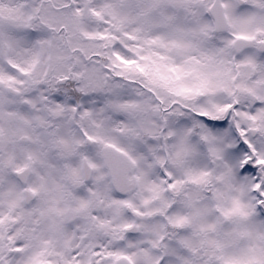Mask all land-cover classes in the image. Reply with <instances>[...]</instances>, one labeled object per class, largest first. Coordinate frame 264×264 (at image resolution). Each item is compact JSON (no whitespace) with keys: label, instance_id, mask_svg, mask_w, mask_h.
<instances>
[{"label":"snow or ice","instance_id":"obj_1","mask_svg":"<svg viewBox=\"0 0 264 264\" xmlns=\"http://www.w3.org/2000/svg\"><path fill=\"white\" fill-rule=\"evenodd\" d=\"M0 264H264V0H0Z\"/></svg>","mask_w":264,"mask_h":264}]
</instances>
